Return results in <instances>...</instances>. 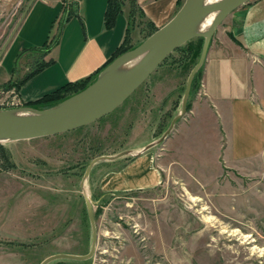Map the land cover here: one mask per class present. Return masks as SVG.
<instances>
[{"label":"rangeland","instance_id":"1","mask_svg":"<svg viewBox=\"0 0 264 264\" xmlns=\"http://www.w3.org/2000/svg\"><path fill=\"white\" fill-rule=\"evenodd\" d=\"M28 2L0 0V82L12 72L24 41L29 46L47 39L40 31L51 30L49 40L54 42L67 19L83 31L76 6L51 9V3L36 0L12 38ZM137 22L135 18L132 24L136 39L146 27L144 20ZM29 30H36L30 38ZM35 55L31 51L22 56L17 70L24 63L31 69ZM171 60H164L103 121L56 135L0 142L15 165L0 164V264H39L53 253L88 251L91 229L81 177L92 158L140 150L166 130L160 133L181 107L190 71ZM203 64L189 91V107L186 104L162 142L137 156L101 160L93 166L85 188L89 194L94 188L96 246L92 257L70 263L264 264V152L226 163L206 153L210 148L205 145L199 144V153L192 151L196 132L182 136L189 127L193 100L202 96ZM1 84L0 108L23 107L16 89L6 90ZM145 154L152 158L159 182L141 191L111 189L112 172Z\"/></svg>","mask_w":264,"mask_h":264},{"label":"crops","instance_id":"2","mask_svg":"<svg viewBox=\"0 0 264 264\" xmlns=\"http://www.w3.org/2000/svg\"><path fill=\"white\" fill-rule=\"evenodd\" d=\"M35 1L29 4V0L21 22ZM39 1L51 3L48 7L51 9L59 5L62 8L76 6L83 31L72 19H67L61 34L53 38L54 42L49 40L51 30L47 34L39 32L44 33V37L47 35V39L41 41L40 38L38 44L26 46L27 42L24 41L25 46L14 58L12 72L0 82L6 90L16 89L22 103L33 101L67 82L91 75L112 57L127 33L126 8L117 15L112 27L105 26L107 0ZM136 2L143 15V18L138 17V21H151L157 28L164 25L178 8V0ZM147 30V26L143 31L141 29L143 36L136 39L131 25L130 42L136 44L142 41ZM35 31L29 30L26 35H34ZM27 37L30 38L29 35ZM45 41L47 44L42 46ZM31 51L36 52L37 56L32 68L38 57L49 63L37 73L24 78L32 68L29 69L28 63L22 64L19 71L16 67L21 57ZM201 77L202 96L194 98L189 127L182 133L183 136L191 130L198 134L191 146L195 149L191 150L199 153V144L205 145L210 148L206 153L214 154L226 163L264 152V93L258 92L264 91V0H249L232 11L217 27L209 43ZM112 173L108 182L113 190L143 189L159 182L152 158L147 154L131 159L118 172Z\"/></svg>","mask_w":264,"mask_h":264},{"label":"water","instance_id":"3","mask_svg":"<svg viewBox=\"0 0 264 264\" xmlns=\"http://www.w3.org/2000/svg\"><path fill=\"white\" fill-rule=\"evenodd\" d=\"M249 0H183L175 14L158 27L134 48L127 50L105 65L96 78L82 90L66 97L47 108L23 106L0 108V142L45 137L63 133L108 115L125 101L152 72L177 48L188 40L202 37L203 43L196 63L191 67L181 100L179 111L172 117L166 130L147 143L140 150L124 149L115 154L98 155L90 160L81 177L79 186L85 201L91 229L90 246L84 254L53 253L44 257L39 264L53 260H86L92 257L97 240V227L94 217L93 201L85 188V181L93 166L101 160H115L122 156H137L162 142L174 128V124L185 112L189 91L194 75L205 61L209 43L217 27L236 8ZM32 2L30 0L29 4ZM16 24L12 34L20 24L26 10ZM213 14L210 25L201 29L204 20ZM5 42L4 51L8 41Z\"/></svg>","mask_w":264,"mask_h":264},{"label":"trees","instance_id":"4","mask_svg":"<svg viewBox=\"0 0 264 264\" xmlns=\"http://www.w3.org/2000/svg\"><path fill=\"white\" fill-rule=\"evenodd\" d=\"M182 2H183V0H178V2H177L178 7L181 5ZM125 8H126L125 11H126V16H127L128 26H127V33H126V36L124 38V41L122 42L121 45H119L117 47V49L114 52V54L112 55V57L101 68L97 69L94 73H92L91 75H89L85 78H82V79L74 81V82H67V83L61 85L60 87L52 90L51 92L43 94L41 97H39L33 101H28L26 103H23V105L40 109V108H47V107H50V106L57 104L58 102L65 99L66 97L82 90L88 84H90L96 78V76L100 72V70L105 65H107L112 59H114L116 56H118L121 53H123L127 50H130V49L134 48L135 46H137L141 41L136 43V44H132L130 42V39H129V28H131L133 21L135 20V18H138V17L143 18V15L141 14V10L138 7L136 0H107L105 11H104V24L108 28L112 27L114 22H115L117 15L121 12H124ZM138 22H141V21H138ZM145 24H146L148 30H147L146 34L144 35L143 39H145L148 35H150L153 31H155L157 29V27H155L151 23V21L145 20ZM202 43H203L202 37L192 38V39L188 40L187 42H185L184 44H182L179 48H177L174 51V52H176V51L178 52L177 56L174 57L173 52H172L170 55L167 56L166 59L172 58L171 62L176 63L177 65H179L181 67L182 70L184 69L188 72L191 69V67L196 63V61L200 55ZM46 44H47V41H45L42 46H44ZM48 63H49V61H45L43 59L38 60L35 64V66L29 72H27V74L25 75L24 78H28V77L32 76L33 74L37 73L38 71L43 69V67L46 66ZM200 68H202V67H200ZM200 68L198 69V71L196 72V74L193 77L191 88H193V85L195 83V79L197 77V73L200 72ZM8 83H9V85H13L10 82H8ZM6 87H8V86H6ZM188 107H189V102H187V108ZM110 114L111 113H109L108 115L98 119L97 121L98 122H100L101 120L103 121ZM167 126H168V123L160 131V133H162V131H164L167 128ZM81 127H84V126H81ZM81 127H78V128H81ZM73 130H75V129H73ZM0 164L4 168H11V167L15 166L11 160V155H10L9 151L2 144H0ZM65 261L67 263H65ZM83 261H85V260H83ZM70 262H76V260L58 259V260L51 261L48 264H72ZM77 262H79V261H77Z\"/></svg>","mask_w":264,"mask_h":264},{"label":"bare ground","instance_id":"5","mask_svg":"<svg viewBox=\"0 0 264 264\" xmlns=\"http://www.w3.org/2000/svg\"><path fill=\"white\" fill-rule=\"evenodd\" d=\"M212 1H216V0H207V2H212ZM213 18V14L209 15L203 22L201 29H206L209 25L210 22ZM211 221V220H210Z\"/></svg>","mask_w":264,"mask_h":264},{"label":"flooded vegetation","instance_id":"6","mask_svg":"<svg viewBox=\"0 0 264 264\" xmlns=\"http://www.w3.org/2000/svg\"><path fill=\"white\" fill-rule=\"evenodd\" d=\"M138 190L141 191L142 189L139 188ZM93 192H94V188H92V192H91V194H89L90 197H91V199H92V201H93ZM126 194H127V192H124V195L123 196L126 197L127 196ZM93 210H94V207H93ZM95 211H96V209H95ZM94 217H95V213H94Z\"/></svg>","mask_w":264,"mask_h":264}]
</instances>
